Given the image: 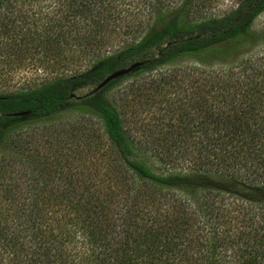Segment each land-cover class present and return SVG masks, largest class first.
Segmentation results:
<instances>
[{"label": "trees", "instance_id": "1", "mask_svg": "<svg viewBox=\"0 0 264 264\" xmlns=\"http://www.w3.org/2000/svg\"><path fill=\"white\" fill-rule=\"evenodd\" d=\"M43 2L47 8L29 14ZM204 3L0 0V54L23 46L40 49L47 64L66 51L88 57L81 72L0 93V189L11 204L0 209V264H264V56L226 73L171 68L134 93L114 94L128 78L188 59L222 63L260 43L253 23L264 0L202 18ZM141 16L145 26L124 24ZM133 63L140 66L131 74L94 91ZM165 88L181 95L184 126L168 123L157 135L139 128L161 151L160 139H171L190 165L158 174L148 158L160 149L137 138L129 120L138 114L129 109L139 99L163 105ZM174 103L167 98L164 110L174 112ZM83 118L97 119L107 142L103 181L78 152L87 134L76 121Z\"/></svg>", "mask_w": 264, "mask_h": 264}, {"label": "rangeland", "instance_id": "2", "mask_svg": "<svg viewBox=\"0 0 264 264\" xmlns=\"http://www.w3.org/2000/svg\"><path fill=\"white\" fill-rule=\"evenodd\" d=\"M241 0H204L203 9L201 11V16L203 17H209L211 15L213 16H222L229 12L230 10L234 9ZM50 2V1H49ZM52 2V1H51ZM39 5V4H38ZM48 2H43L40 4V7L35 5L32 6V10L29 12H34V10H38V8H47ZM23 9H30V6L22 7ZM51 9V8H50ZM48 9V10H50ZM35 18H37L35 16ZM146 17H139V21L131 22L126 21V23L129 26V29L134 31L138 24H141L142 26H145V24L148 22L146 21ZM128 29V28H125ZM253 29L255 32L262 34L261 41L258 45L255 46H247L245 48L239 49L234 55L231 56V58L226 59L222 63L218 64H212V65H205L201 64L200 62H195L194 60L188 59L183 60L180 62H176L173 65L165 66L164 68H161L156 73L153 72L151 75H142L137 78L131 77L122 82L121 88L114 92V94L117 96V98L121 95V93L129 91L130 93H134L136 89H133L135 87H146L151 79L157 76H163V74L166 75V73L171 72V68L174 69L175 67H184V66H193L195 67L196 64L199 65V67L219 70L223 73H226V69L238 65L234 70H237L243 65L239 66V63L243 62V60H247L251 57L257 58L259 60V57L264 56V13H262L253 23ZM119 42L114 43L113 46L106 47L105 50L108 52H112L117 46L119 45ZM38 52V53H37ZM75 55H79L76 52L69 53L68 51L65 52V55L59 63H45L42 58V52L40 49L37 51H33V49H25L23 46H21V49H18L17 47H14L12 49H4L0 54V93L5 92H13L17 91L19 89H28L35 86H38L39 84L49 81L54 77H57L58 75H65L67 74L68 69L72 73L81 72L85 68H87V60L88 57H77ZM259 65V64H258ZM125 69V68H124ZM133 72V71H132ZM131 72V73H132ZM129 73V74H131ZM157 75V76H156ZM227 75V74H225ZM187 80V79H186ZM134 84L133 87L128 90L127 88L130 84ZM175 85V84H173ZM173 89V88H172ZM174 92V90H172ZM90 89H84L78 94H85ZM171 91L168 90V88L164 89V92H167L165 96H161L162 98L167 100V98L170 97V102H175L173 107L175 109L174 112L169 113L168 110H164L165 107V101L162 105H149V100L146 102L141 101L140 99L136 101L131 102V108L129 109L130 112H136L138 114V119H130L129 125L134 129V134L137 136V138L142 140H147L149 138L148 130H145L144 128H139L140 125L143 123L146 128L155 129L153 131V135L159 134L162 130V133L164 130H166L165 127L168 126V123L175 125L176 127H183L184 123L187 121L188 118H182L181 114L185 111V109L180 105V97L179 94H171ZM121 97V96H120ZM155 99V98H154ZM152 99V100H154ZM159 101L163 99H158ZM157 101V98L154 100ZM162 108V112H159L160 107ZM161 116L163 117L161 119H153L152 116ZM182 118V119H181ZM75 117L73 118L72 115L68 116L67 120L69 121H75ZM88 122L85 121V119H80L76 121V124L79 127L84 128V149H79L78 152L84 151L86 160H91V162L88 164V169L94 173V176L98 174V177L103 181L105 179V175L107 174V166L106 162L103 160V158L107 157L108 159L110 156L108 154L102 155L103 152L105 153V146H106V140L103 137V132L101 129L100 123L97 121V119H92V121L87 118ZM137 121V123H135ZM161 121L162 124L161 125ZM159 130V131H157ZM87 136V140H86ZM98 137V139H97ZM159 137V136H158ZM156 138V137H154ZM153 138L148 139V143L150 144L151 148L157 147L159 150V153L157 155L151 156L148 158L149 165L151 169L161 174L162 172H166L167 169H174L175 165L178 164L181 168L186 169L187 166L190 165L189 160H186V156L188 154H184L183 151L175 148V146L172 144L171 139L161 140V143H165L163 145V151H161V148L158 147L159 142L153 141ZM165 141V142H164ZM174 142V141H173ZM173 145V146H172ZM170 146V147H169ZM169 147V151L165 152L164 149ZM160 151L162 153H160ZM166 154L170 153L172 156V162L168 160V163H164L163 161H160V158H163V153ZM84 153L82 155L84 156ZM185 156V157H184ZM164 160V159H163ZM164 164H166L164 166ZM182 165V166H181ZM90 166V167H89ZM105 182V181H104ZM2 195H4V191H2V188L0 189V209L8 208L11 206L7 199L2 198ZM13 206V205H12ZM15 208V206H13ZM18 207V206H17Z\"/></svg>", "mask_w": 264, "mask_h": 264}, {"label": "water", "instance_id": "3", "mask_svg": "<svg viewBox=\"0 0 264 264\" xmlns=\"http://www.w3.org/2000/svg\"><path fill=\"white\" fill-rule=\"evenodd\" d=\"M139 66H140V63H133L125 69H120V70H117V71L111 73L102 82H100V84H98L96 86L94 91H97V90L103 88L106 84H108L112 80H115V79H118V78H121L123 76L128 75L129 73L134 71Z\"/></svg>", "mask_w": 264, "mask_h": 264}]
</instances>
